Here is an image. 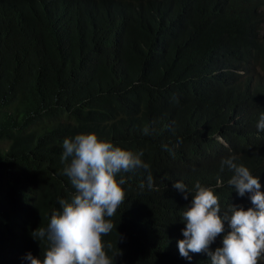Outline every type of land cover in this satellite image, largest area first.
Listing matches in <instances>:
<instances>
[{"label": "trees", "instance_id": "1", "mask_svg": "<svg viewBox=\"0 0 264 264\" xmlns=\"http://www.w3.org/2000/svg\"><path fill=\"white\" fill-rule=\"evenodd\" d=\"M263 32L264 0H0V264L43 259L32 233L75 192L63 140L89 133L142 153L154 182L123 174L103 237L114 264H210L179 253L192 197L173 184L211 188L221 215L246 210L220 170L236 156L264 192Z\"/></svg>", "mask_w": 264, "mask_h": 264}, {"label": "clouds", "instance_id": "2", "mask_svg": "<svg viewBox=\"0 0 264 264\" xmlns=\"http://www.w3.org/2000/svg\"><path fill=\"white\" fill-rule=\"evenodd\" d=\"M257 128L264 131V115ZM62 149L63 174L75 192L70 201H58L60 210L51 214L46 228L32 233L33 238L44 240L46 237L43 259L30 252L23 259L27 264H114L118 255H108L113 244L110 241L105 244L103 237L116 228L111 218L125 202L123 174L144 169L148 172L147 187L152 189L150 165L141 160L142 153L134 154L99 139L94 133L65 138ZM236 159V156L223 159L220 170L226 167L233 172L227 183L240 197L249 194L251 207L246 210L230 204L228 213L221 215L219 198L211 188L199 182L194 190L180 181L173 184L183 199L192 197L190 206L181 213L186 225L182 230L184 239L178 241L182 257L190 260L189 253H204L210 258V264H258L264 256V192L260 177L244 165H237ZM139 187L144 189L145 184ZM225 221L230 229L227 232ZM118 236L119 242L121 236ZM221 236L222 246L211 251L210 246Z\"/></svg>", "mask_w": 264, "mask_h": 264}, {"label": "rangeland", "instance_id": "3", "mask_svg": "<svg viewBox=\"0 0 264 264\" xmlns=\"http://www.w3.org/2000/svg\"><path fill=\"white\" fill-rule=\"evenodd\" d=\"M263 36H264V32H263ZM0 147H4V143H0Z\"/></svg>", "mask_w": 264, "mask_h": 264}, {"label": "water", "instance_id": "4", "mask_svg": "<svg viewBox=\"0 0 264 264\" xmlns=\"http://www.w3.org/2000/svg\"><path fill=\"white\" fill-rule=\"evenodd\" d=\"M263 38H264V36H263Z\"/></svg>", "mask_w": 264, "mask_h": 264}]
</instances>
